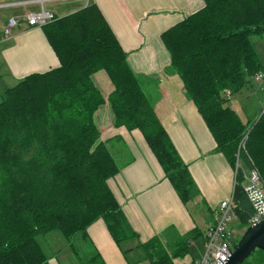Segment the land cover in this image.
<instances>
[{
    "label": "trees",
    "instance_id": "trees-1",
    "mask_svg": "<svg viewBox=\"0 0 264 264\" xmlns=\"http://www.w3.org/2000/svg\"><path fill=\"white\" fill-rule=\"evenodd\" d=\"M202 1L161 41L217 151L235 167L250 125L228 107L226 93L264 72L252 42L264 33V0ZM43 29L60 67L24 78L0 102V264H52L43 236L59 231L73 247L74 240H89L87 231L99 220L119 247L135 237L108 183L120 169L96 121L105 105L93 79L100 71L114 86L108 97L113 126L140 131L183 204L190 208L199 200L189 168L145 92L144 77L129 65L99 8H78ZM250 129L240 159L258 169L264 182V115ZM233 198L240 229H248L254 209L240 184ZM142 247L151 259L166 260L164 253L155 255L162 250L157 239ZM83 263L105 264L99 254Z\"/></svg>",
    "mask_w": 264,
    "mask_h": 264
},
{
    "label": "crops",
    "instance_id": "crops-1",
    "mask_svg": "<svg viewBox=\"0 0 264 264\" xmlns=\"http://www.w3.org/2000/svg\"><path fill=\"white\" fill-rule=\"evenodd\" d=\"M41 2L44 5L55 3L0 0V32L8 18L23 19L29 13L41 11ZM62 5L63 16L54 12L53 6L50 10L43 8L56 17H65L89 5L99 8L127 52L129 65L144 77L145 92L156 115L189 168L202 197L195 204L199 209L206 208L205 213L195 219L166 179L141 132L115 128L111 117L110 123L104 124L102 112L108 110V106H104L97 113L96 121L102 141L107 142L120 169V173L108 183L135 233L130 247L134 258L130 260L124 249L116 244L102 220L87 231L94 256L99 254L105 264H192L204 254L206 231L219 205L233 194L234 167L223 153L217 151V144L204 120L187 98L182 79L171 69V58L161 36L199 11L203 1L67 0ZM7 10H10L8 14L4 12ZM0 58L8 69V77L13 80L60 67L44 29L31 27L24 19L11 37L0 42ZM100 73L93 79L107 102L114 86L106 72L109 82ZM155 239L162 249L155 255L160 257L164 253L163 258H166L162 263L155 257L151 259L142 247Z\"/></svg>",
    "mask_w": 264,
    "mask_h": 264
},
{
    "label": "rangeland",
    "instance_id": "rangeland-1",
    "mask_svg": "<svg viewBox=\"0 0 264 264\" xmlns=\"http://www.w3.org/2000/svg\"><path fill=\"white\" fill-rule=\"evenodd\" d=\"M62 4H57V3H54L52 5L41 4L42 5L41 7H44L46 10H50V8H52L53 6L54 12H56L60 16H63L65 12L63 9L64 6ZM9 11L10 10L4 12L8 14ZM252 42L259 56L260 62L264 66V33L262 34V37L261 36L253 37ZM100 74H102V76H105L106 80L109 82V79L104 71H101ZM259 74L264 76V72ZM259 74L254 76L251 79V81L247 83L239 91L232 93L229 101L227 102L228 107H230L240 117V119L243 121L245 126L247 125L251 126L252 123L255 120L257 121L260 117H262L264 113V81L258 82L255 80V77H257ZM26 76H24L20 80H13L12 78L8 77V69L4 65L2 59L0 58V102L4 98L5 91L8 88L15 87ZM101 95L103 100H105L102 92ZM106 103H108V101L107 102L105 101L104 106H108L106 105ZM104 106H102L103 108L102 107L101 108L104 109ZM102 113L103 114L101 118L104 121V124H109L111 121L109 119L111 117L109 110H106L105 112ZM250 126H248L249 127L247 132L248 139L246 141V146H247V142L249 141V137L251 135L250 132H252ZM115 142L116 145L119 146L118 141L115 140ZM197 199H202L200 192ZM205 209L206 208H203V206L201 207V209H199L195 203H192L189 210H191L190 212L193 214V217L196 219L197 216H202L205 213ZM210 214L211 213H209V215ZM228 228L230 230H234V232L238 231L236 233V237H237V243H239L246 229H240V225L237 219H233L228 224ZM40 241L45 252L49 254V256L52 258L51 260L52 264H84L83 262L87 263L88 261H90V258L94 256L93 249L88 240L87 241H83L81 239H77V241L74 240L72 241L73 243V247H72L70 243L67 242V240L62 236V234L59 231H53L48 235L43 236ZM121 247L124 249V251L127 252L129 259L133 261L134 256L133 253L130 251V247H132L131 240L124 241ZM248 264H264L263 255L259 252H256L253 255V257L249 259Z\"/></svg>",
    "mask_w": 264,
    "mask_h": 264
},
{
    "label": "built area",
    "instance_id": "built-area-1",
    "mask_svg": "<svg viewBox=\"0 0 264 264\" xmlns=\"http://www.w3.org/2000/svg\"><path fill=\"white\" fill-rule=\"evenodd\" d=\"M47 2L65 3L67 0H47ZM43 4V2H41ZM27 24L31 27L43 28L56 20L53 13L47 12L42 7L39 12H32L24 18ZM19 17H10L0 32V42L12 36L13 31L22 22ZM255 80L264 81V76L259 74ZM227 99H230L231 93L227 92ZM264 115V113H263ZM262 115V116H263ZM248 133L242 138L238 151L236 153V163L234 167L235 184L241 185L248 200L254 209V214L250 218L249 227L256 226L264 220V182L260 172L255 167L246 168L245 164L240 159L242 150L246 148ZM235 201L233 194L230 198L224 200L219 205L218 211L214 214L211 223L206 231V242L204 254L192 264H226L231 258L237 243V237L234 230L228 228V224L236 219Z\"/></svg>",
    "mask_w": 264,
    "mask_h": 264
},
{
    "label": "water",
    "instance_id": "water-1",
    "mask_svg": "<svg viewBox=\"0 0 264 264\" xmlns=\"http://www.w3.org/2000/svg\"><path fill=\"white\" fill-rule=\"evenodd\" d=\"M257 250L264 252V220L245 230L226 264H244Z\"/></svg>",
    "mask_w": 264,
    "mask_h": 264
}]
</instances>
